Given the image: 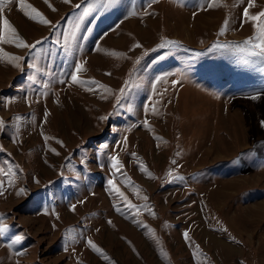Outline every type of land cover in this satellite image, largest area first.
I'll use <instances>...</instances> for the list:
<instances>
[{
	"label": "rangeland",
	"instance_id": "obj_1",
	"mask_svg": "<svg viewBox=\"0 0 264 264\" xmlns=\"http://www.w3.org/2000/svg\"><path fill=\"white\" fill-rule=\"evenodd\" d=\"M25 4L51 24L0 4L43 41L0 43V264H264V0Z\"/></svg>",
	"mask_w": 264,
	"mask_h": 264
},
{
	"label": "snow or ice",
	"instance_id": "obj_2",
	"mask_svg": "<svg viewBox=\"0 0 264 264\" xmlns=\"http://www.w3.org/2000/svg\"><path fill=\"white\" fill-rule=\"evenodd\" d=\"M9 2H11V0H9ZM47 2V0H46ZM71 0H65V3H70ZM3 3V0H0V4ZM18 3L19 5L21 6V9L24 10V9H30L31 11H25L24 14L26 16H28L30 19L36 21L38 18V22L39 23H42L44 25H50L51 24V21L47 20L42 13H40L36 8H34L32 5L30 4H25V0H18ZM248 6L251 7L252 6V0H248ZM77 8L80 7L79 4L76 5ZM55 10V9H53ZM244 17L247 18L249 13H248V9L245 8L244 10V13H243ZM262 17H264V11H261L260 13H258L257 15H254V16H251V20L253 22H255V27L257 29V37H250L248 40H246L244 43L245 45H251L253 49H258L257 52H253L252 54L253 55H258V56H264V19H262ZM227 23V22H226ZM2 30L4 31H8V32H11L13 34L16 33V29L12 27V25L10 24L9 20L4 18L2 20ZM221 34H223V30L221 32ZM16 40H19V43H17V47H24V48H30L32 50H35L37 48V46L41 45L43 43V41H36L34 44H27L25 43L23 40H20L19 39V36L18 35H15L14 36V39L13 40H6L3 35H0V43H12ZM254 40H259L258 43H253ZM172 43L174 42H171V41H166L165 44H162L161 47H166V46H169L171 45ZM39 55V53L37 54ZM137 63H139V61H137ZM35 62L32 64V65H29V67H35ZM82 70V64L80 63H77L74 65V71L72 73H69V76H70V79L73 83H78L79 80H78V76H77V73H79L80 71ZM179 81H176V80H173V84H178ZM96 86V82L95 81H91L90 84H89V87L91 88H95ZM128 86V82H126V87ZM126 91V88H122L121 89V93H124ZM253 99H255V97H252ZM261 127H264V121H261ZM0 127H3V121L0 120ZM113 160L115 161L113 167H117V165L119 164V161L113 157ZM176 162L173 161V164H175ZM118 170V169H117ZM5 175H8L7 173H5ZM3 183L4 181L3 180H0V194H2L3 192ZM110 185L113 184V181L112 180H109L108 182ZM24 190L21 189L20 192H23ZM117 193L123 197V194L122 193H119V190L117 189L116 190ZM20 194V193H18ZM129 207H131V205H129ZM73 210L74 209V206H73ZM2 217H0V235H3L6 230H7V225H3L2 223ZM109 223H111L109 221ZM184 236L185 238L187 239L188 238V234L187 233H184ZM19 241V237H17V239L15 241H13V243H17ZM88 244L96 251H99V249L96 247V245L92 242V241H88Z\"/></svg>",
	"mask_w": 264,
	"mask_h": 264
},
{
	"label": "bare ground",
	"instance_id": "obj_3",
	"mask_svg": "<svg viewBox=\"0 0 264 264\" xmlns=\"http://www.w3.org/2000/svg\"><path fill=\"white\" fill-rule=\"evenodd\" d=\"M186 103V102H185ZM208 238V237H207Z\"/></svg>",
	"mask_w": 264,
	"mask_h": 264
}]
</instances>
